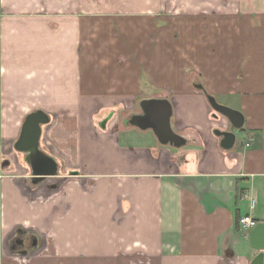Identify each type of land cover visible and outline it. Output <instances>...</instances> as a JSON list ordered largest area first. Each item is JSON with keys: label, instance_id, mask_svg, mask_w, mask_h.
<instances>
[{"label": "crops", "instance_id": "crops-1", "mask_svg": "<svg viewBox=\"0 0 264 264\" xmlns=\"http://www.w3.org/2000/svg\"><path fill=\"white\" fill-rule=\"evenodd\" d=\"M164 12L196 20L186 45L193 40L202 83L173 69L170 85L153 68L154 86L170 96L163 99L173 106V129L188 140L182 148L131 124L142 114L133 110L145 99L131 98L142 77L134 84L120 70L161 56L162 45L180 66L184 26L156 20L149 29L158 45L139 31V17ZM84 15L137 16V23L107 21L109 35L99 41L98 20L83 23ZM215 18L221 25L212 29ZM114 33L116 55L107 64L115 72L107 77L99 65L111 48L101 47ZM255 47L264 53V0H0V264H253L260 253L250 241L254 228L239 224L244 216L264 223V56L252 57ZM112 76L119 99L103 96ZM205 92L236 98L228 106L245 117L240 145L235 130L234 147L222 148L214 132L232 125ZM40 110L51 119L41 150L57 175L36 182L15 143L26 117ZM123 110L133 113L121 122ZM91 111L109 114L94 121L84 116Z\"/></svg>", "mask_w": 264, "mask_h": 264}, {"label": "rangeland", "instance_id": "rangeland-1", "mask_svg": "<svg viewBox=\"0 0 264 264\" xmlns=\"http://www.w3.org/2000/svg\"><path fill=\"white\" fill-rule=\"evenodd\" d=\"M133 1V0H131ZM135 1V0H134ZM138 2V0H136ZM230 5H233L231 4L232 2H229ZM136 6V4H135ZM159 7L161 8V5L159 4ZM169 7L166 6V8L162 6V10H168ZM84 17H88L87 19H84V22L83 23H86V20H90V18H96L98 20V27L101 26V29L99 31H97L98 33V40L100 41L103 37H105L106 35H109V33H104L103 32V23L109 21L111 22V25H117L119 23V25L122 27L126 24H133L135 25L137 22V16H115V15H108V16H105V15H97V16H82V18ZM139 18H142L140 19L142 25H144L143 27H139L138 28H131L129 31V33L131 34V37L132 36H137L138 34V30L140 31V33L142 32L143 28L146 29V43L150 44V42H153V41H157L155 45H158L159 44V41H158V37L156 38V33H154V31H152V23H154L156 20H162L163 22H165L166 24L168 23L169 26H175L176 24H178L179 26H184L185 30H183L182 32L180 31L182 35L181 38H178V42H177V47H178V52H180L182 54V56L180 58H183L181 61H178V64H180L179 67H175V64H173V62L169 59L168 57V49L169 47H166V51H164V47L162 45V55L161 56H156L155 59L152 58V56H150L148 58V55H147V63H140L138 62V64L134 63H128L127 62L124 64H120V70L121 71H125L126 74L129 73V76L130 77H133V81L134 84H136V80L134 79L135 76L137 75H141V79L138 81V84H139V91L136 92V93H133L131 95V98H134L136 99V102H139L141 101L142 99H148V98H156V99H163V98H168L170 97L169 95H166V94H162L161 93V88L159 86H154V80L157 79L158 77H156V75L154 74V69L157 71V74L160 72V70H162L164 73V76L167 78V80L169 81V84L171 85L170 83V78L173 77V69H175V72H179L177 74V76L179 78H185V77H189V80L192 81V82H195V83H202V70L196 65V63L194 62L193 60V57L190 55L191 52H190V45H192L193 43V40H191V38L189 37V40H191V44L187 47L186 44H188V41H186V36H188L189 34V31L187 30V27L191 26L193 24L194 20L193 18L189 19V17L187 15H174L173 13L169 14V13H161V14H155V13H152V14H147L146 16H143V17H139ZM161 18V19H159ZM121 23V24H120ZM140 23V24H141ZM211 26H212V29L213 28H218L221 24V22L215 18V20H211ZM164 23H162L163 25ZM151 28V29H149ZM149 29V30H148ZM166 31H164L162 34H161V37L164 35ZM170 33V31L168 32V34ZM179 33V34H180ZM116 36L117 34L114 33V37L110 36V39L109 42H104L102 44V47L101 49H106V45H109L111 49L107 48V52L106 54L108 55V59L106 60V63L102 62L100 65H99V68H101L102 66H104V70L107 69V71L105 72H108L107 74V77H110L111 74L113 72H115L114 70L108 68V64L107 62L109 60L112 59V55L115 56L116 55V50L114 51L113 47L114 45L116 44ZM170 37H167V40L169 39ZM184 38V39H183ZM136 40V38H135ZM102 41H106V39H102ZM96 41L93 40V44L95 43ZM166 43V42H165ZM189 48V49H188ZM84 49V48H83ZM260 48L258 47H255V48H252V53H251V56H255L256 54V51L259 50ZM188 50V51H187ZM79 53H80V50H79ZM218 54V53H217ZM257 55L259 56H264V53L262 51H257ZM82 57L86 58V59H90L91 61H93V58H92V55L87 52L85 49L82 51ZM192 57V60L191 58ZM107 58V57H106ZM149 59V60H148ZM121 60L123 61L124 59L121 58ZM131 60V58L129 59V61ZM258 62H261L258 60ZM224 65V64H223ZM249 66L250 64L248 65L247 67V71L249 69ZM260 68H258L259 72L260 70L261 71H264V64H259ZM154 68V69H153ZM159 68V69H157ZM166 69V72L164 71ZM103 70V71H104ZM129 70V71H128ZM252 70L254 71L255 70V64L253 63L252 64ZM102 71V72H103ZM101 72H98L97 74L100 75ZM127 76V75H126ZM106 77V78H107ZM112 79V82L110 84V90H107V94H104L103 96H111V97H114L115 95V98L119 99L117 97V94H115L117 92V90L119 89V86L120 85H115L114 82H115V76H112L111 77ZM110 79V80H111ZM185 80V79H184ZM148 82H151L152 86L148 85L147 83ZM115 86V87H114ZM112 88V89H111ZM166 91V89L164 90ZM167 92V91H166ZM173 96V95H172ZM171 96V97H172ZM175 96V95H174ZM173 96V97H174ZM237 96V95H235ZM259 96H261L259 94ZM177 97H180V98H183L185 97V95H183V93H181L180 95H178ZM195 97V96H194ZM215 97V96H214ZM114 100H117L115 99ZM216 100L224 105V106H227L229 107L228 105L232 106L234 104V100H235V104H236V98L234 99H229L227 96L226 97H222V96H216L215 97ZM230 103V104H229ZM212 109V108H211ZM213 112H215L213 109H212ZM133 112H136L137 114L141 112V109L140 107H136ZM131 112V113H133ZM95 112L91 111V112H84V116L86 117H89L88 115H90V117H93L92 119H94V121H101L103 120V118H106L107 115L109 114V111H106V112H102L99 113V114H93ZM131 113L130 112H127V111H119L117 112V114H119V120L122 122L123 120H126L128 118L131 117ZM123 124V123H121ZM125 124H123L122 126H124ZM237 132V135H238V144L240 145L242 143V141L245 139V135L243 132L241 131H238L236 130ZM150 134H153V131H150Z\"/></svg>", "mask_w": 264, "mask_h": 264}, {"label": "water", "instance_id": "water-1", "mask_svg": "<svg viewBox=\"0 0 264 264\" xmlns=\"http://www.w3.org/2000/svg\"><path fill=\"white\" fill-rule=\"evenodd\" d=\"M201 88V86H199ZM206 93V98L216 114L226 117L232 125V130H215L214 134L222 138L221 146L225 150L234 147L237 135L235 130H242L245 123L243 113L220 104L213 95ZM142 114L134 115L131 124L142 130L151 129L162 145L182 148L188 140L174 131L172 126L173 106L168 99H145L140 103ZM50 116L44 111H35L26 117L21 135L15 143V149L28 155L36 182L45 181L47 177L57 175L50 167L54 163L51 157L41 150L43 127L50 124ZM52 169V170H51ZM252 246L260 251L253 264H264V223L258 224L250 233ZM37 240L34 239L36 247Z\"/></svg>", "mask_w": 264, "mask_h": 264}, {"label": "built area", "instance_id": "built-area-1", "mask_svg": "<svg viewBox=\"0 0 264 264\" xmlns=\"http://www.w3.org/2000/svg\"><path fill=\"white\" fill-rule=\"evenodd\" d=\"M239 225L243 231L248 232L258 225V221L251 216H244L240 219Z\"/></svg>", "mask_w": 264, "mask_h": 264}]
</instances>
